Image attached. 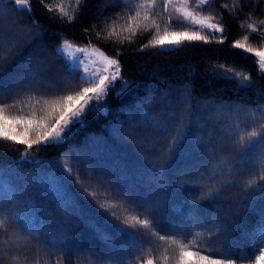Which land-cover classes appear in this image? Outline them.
<instances>
[{
	"label": "trees",
	"instance_id": "obj_1",
	"mask_svg": "<svg viewBox=\"0 0 264 264\" xmlns=\"http://www.w3.org/2000/svg\"><path fill=\"white\" fill-rule=\"evenodd\" d=\"M189 5L225 31L209 36L210 43L168 50L149 45L166 28L185 30L172 26L177 10L171 3L165 10V0H84L79 6L29 0L25 10L0 0L5 115L39 120L50 111L45 101L89 86L81 69L73 73L58 54L65 41L94 43L123 66L100 102L106 109L89 113L62 143L29 150L0 140V264H181L182 245L213 259L255 264L264 249V141L242 144L264 124V72L255 55L264 50V0ZM236 41L245 48H235ZM225 69L239 75L224 78ZM69 166L74 176H91L89 192L103 182L100 203L69 183Z\"/></svg>",
	"mask_w": 264,
	"mask_h": 264
},
{
	"label": "snow or ice",
	"instance_id": "obj_2",
	"mask_svg": "<svg viewBox=\"0 0 264 264\" xmlns=\"http://www.w3.org/2000/svg\"><path fill=\"white\" fill-rule=\"evenodd\" d=\"M84 0H75V5L79 6L83 4ZM171 0H165V10H167L168 3ZM184 4L187 5L189 0H183ZM238 2V0H237ZM15 5L19 6L21 10L29 8V0H14ZM151 4H155V0H151ZM200 5H210V0H199ZM144 5H141L143 7ZM71 7V6H70ZM59 11L63 16H68V12L64 10L63 6H58ZM202 11H207L208 8L205 7L201 9ZM179 11V10H178ZM140 13L137 11L136 17H131L130 20L135 21L139 17ZM71 19V17H69ZM145 20L148 19L146 15ZM184 21H189L193 26L192 30H188V27L184 24ZM155 24V21H153ZM261 24H264V21H261ZM173 27H184L183 31H168L167 28L163 31V34L156 35L154 39L149 41V45L152 47L159 46L161 49H164L165 46H169L168 50H178L176 46H182L185 42H198L202 41L207 44L211 41L208 39L209 36L214 37L216 33H224V28L213 24L210 22L209 17L207 16H198L196 12L189 11L187 8H184L182 12V19L178 20ZM249 28H252L255 31L253 24L248 25ZM157 32H159V25H156ZM201 30L206 31V35L201 34ZM114 34V33H113ZM264 39V37H260ZM223 38L219 43H223ZM149 45H145L148 47ZM235 48L244 49L245 45L236 41L233 45ZM80 52H83L84 49H79ZM248 52H252V48H247ZM58 54L62 57L64 56L63 49H58ZM255 55L260 58L262 64H264V51H256ZM106 62L108 67H105L102 71L107 73L109 68L116 66V72L111 77L102 73H94L91 77L88 75L87 70L80 76V80L85 84H88L87 87H82L78 91H70L68 94L60 95L52 100L45 101L49 105L50 111L47 116L41 117L39 120L35 118H23L20 116L9 117L5 115L4 108L0 106V140L4 141H13L16 144L26 145L27 149H33V145L44 144L46 146H55L62 143L66 140L72 132L79 125H83L89 113H92L94 110L103 111L106 109V105H102L100 101L108 93L110 86L113 85V82L117 79H121L119 76V67L118 61L113 59H107ZM80 61L79 58H76L73 62L69 64L70 70L75 73L78 71V65ZM223 67V65H221ZM264 72V68L261 69ZM229 69H225L221 75L224 78L235 79L238 73L231 72ZM244 80H248V77L245 76ZM124 84L127 85V81H124ZM242 87H250L249 84H242ZM239 111H243V108L240 107ZM262 112L261 119L264 120V109H259ZM48 117H51L53 123L49 127L45 121ZM23 124L25 130L23 133H17L16 125ZM260 131H252L247 133L248 138L247 144H242V148H251L256 144L264 141V124L259 125ZM35 133V139L29 138V133ZM63 134V135H62ZM239 135V134H238ZM242 142L245 137H239ZM29 153L25 152L24 156H27ZM264 163V159H262ZM73 168L69 166L64 169L65 178L69 183H75L78 190L85 192L87 196L93 198V202L100 203L97 200V196L100 194L99 189L103 188L102 181H96V190L89 192L88 189L92 187L91 176L81 177L79 173L75 176L72 174ZM87 180L88 183L85 185L82 181ZM261 180H264V176H261ZM252 181L248 182V186H251ZM22 187V186H21ZM105 196L111 195L110 190L105 189ZM115 216V213H105ZM132 220H136L141 226L147 228L150 224V221L137 220V217H132ZM4 222L0 221V225ZM261 237L264 238V230L261 232ZM160 239H165L164 235L160 236ZM175 243V241H173ZM243 259V257H239ZM181 264H235L234 260L231 259H213L209 255H201L199 251H185L184 246H181L180 253ZM147 264H153L152 260H148ZM255 264H264V249L260 250V254L256 257Z\"/></svg>",
	"mask_w": 264,
	"mask_h": 264
},
{
	"label": "rangeland",
	"instance_id": "obj_3",
	"mask_svg": "<svg viewBox=\"0 0 264 264\" xmlns=\"http://www.w3.org/2000/svg\"><path fill=\"white\" fill-rule=\"evenodd\" d=\"M149 2H151V0H149ZM170 3L177 10V11H174L172 13L171 21L177 22L178 20H181L182 19V12H183L184 8H187L189 11L195 12L190 7L189 2H188L187 5H185L183 0H171ZM170 11H171V8H170ZM179 15H181V16L179 17ZM197 15L198 16H203V15L198 14V13H197ZM210 22L213 23V24H217V25L222 27V25L220 23L215 22L212 19H210ZM184 23L190 24L189 21H184ZM167 47H169V46H165V48H167ZM61 48L63 49V53L65 54V56L68 59L69 63L73 62L76 58H79L80 63L78 65V68L81 69L82 73L86 69L87 73H88V75L90 77L94 73H102V74L109 75L110 77L115 74L116 66L110 67L107 73H103L102 70L105 67H108L107 62H106V58L118 61V67H119V70H120L119 71V76L122 77L123 66H122V62L120 60V57L118 55L108 53L107 51H105L100 46H98V45H96L94 43H88V44L81 45V44L74 43L73 41H65L60 46V49ZM79 49H84V51L80 52ZM256 51H264V50H256ZM258 59H259V64H260L261 68H264V64L261 63L259 57H258ZM117 80L114 81L113 84H115L117 82ZM104 97L102 98V100L104 99Z\"/></svg>",
	"mask_w": 264,
	"mask_h": 264
}]
</instances>
